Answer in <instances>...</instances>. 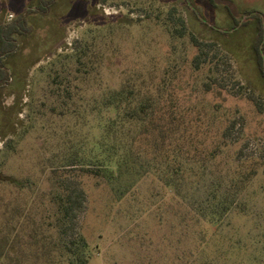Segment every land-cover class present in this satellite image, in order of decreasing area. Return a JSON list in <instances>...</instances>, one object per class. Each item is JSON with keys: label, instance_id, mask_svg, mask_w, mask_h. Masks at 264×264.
<instances>
[{"label": "rangeland", "instance_id": "rangeland-1", "mask_svg": "<svg viewBox=\"0 0 264 264\" xmlns=\"http://www.w3.org/2000/svg\"><path fill=\"white\" fill-rule=\"evenodd\" d=\"M225 5L241 14H264V0H91L87 19L63 22L65 50L59 49V56L71 53L77 39L95 40L105 84L118 87L134 72L156 85L165 79V96L174 98L187 135L178 191L166 186L172 158L154 159L140 144L118 178L81 176L88 195L81 218L88 264H264V78L252 50L257 22L243 17L246 23L233 30ZM173 6L198 37L220 43L231 58L228 75L239 82L235 87L258 96L263 110L244 94L205 87L209 67L196 70V48L188 38H173L163 25ZM2 15L17 17L9 7ZM117 19L127 24H112ZM57 56L29 70L26 89L0 95V243L7 238L10 255L24 254L22 264H70L48 225L54 221L53 169L72 157V110L60 115L58 107L52 113L54 100L47 98V67ZM233 121L232 135L224 138ZM21 181L30 186L19 187ZM225 191L233 196L224 207ZM214 216L217 223L211 224ZM34 228L40 238L47 236V256L42 244L31 245Z\"/></svg>", "mask_w": 264, "mask_h": 264}, {"label": "trees", "instance_id": "trees-1", "mask_svg": "<svg viewBox=\"0 0 264 264\" xmlns=\"http://www.w3.org/2000/svg\"><path fill=\"white\" fill-rule=\"evenodd\" d=\"M208 1L215 4V0ZM5 3L7 6L3 7ZM0 5L3 7L0 9V95L4 90L8 95H15L26 89L29 70L40 61L58 55L47 67V98L54 100L50 107L52 113H56L58 107L60 115H65L67 109L72 110V157L53 169L50 217L54 221L48 225L57 233L55 247L69 255L70 264H88V243L81 224L88 195L81 176L118 178L116 174L120 175L123 168L136 159V145L140 144L154 159L172 158L174 165L166 186L178 191L182 183L181 150L187 139L186 130L182 128L183 116L176 111L174 98L165 96V79L163 84L156 85L153 80L143 78L142 72H134L126 74L118 87L105 84L101 77L102 53L95 40L77 39L72 43L71 53L57 54L59 49L65 50L63 22L87 19L92 13L91 0H0ZM225 6L232 18L233 30L243 26L246 20H256L252 50L264 78V14L255 10L241 14L230 5ZM8 7L17 14L13 20H5L2 15L8 12ZM243 17L247 19L243 21ZM123 22L127 24L122 19L112 24ZM163 25L173 38H188L196 48L193 58L196 70L209 67L211 81L205 83L206 88L218 86L244 94L263 110L258 96L248 93L247 87L239 90L235 87L239 82L228 75L232 71L231 58L219 42L198 37L175 6L168 11ZM211 28L224 35L227 33ZM41 31L42 38L39 37ZM12 82L15 86L9 89ZM236 125L237 121H233L226 126L224 138L232 135ZM17 185L24 188L30 183L21 181ZM239 188L234 189V196L232 191H225L221 201L224 207L232 196H239ZM214 217L209 221L211 224L217 223ZM31 237V245L42 244V253L47 256V236L40 238L39 228H34ZM8 245V239H2L0 260L3 264H22L24 254L10 255Z\"/></svg>", "mask_w": 264, "mask_h": 264}]
</instances>
